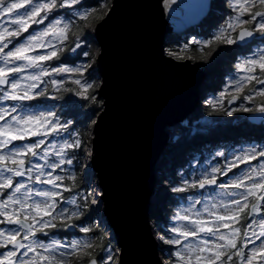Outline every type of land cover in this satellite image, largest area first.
<instances>
[{
	"label": "snow or ice",
	"instance_id": "1",
	"mask_svg": "<svg viewBox=\"0 0 264 264\" xmlns=\"http://www.w3.org/2000/svg\"><path fill=\"white\" fill-rule=\"evenodd\" d=\"M178 2L165 0V6L170 9ZM76 5L82 7L75 8ZM229 6L234 14L210 38H193L197 44L195 51L202 52L214 42L244 47L255 44L256 47L252 56L235 65L242 74L233 76L219 98L208 103L214 111L219 106L227 116L236 112L264 116V99L256 101L257 97L264 98V88L253 86L243 95V102L254 104L251 108L243 102L231 107L240 96L229 91L231 88L242 93L253 81L264 85V0H229ZM58 9L73 11L67 17H53L44 28L34 29L24 40L13 44L12 38L19 40L32 25H44ZM100 10L104 16L112 10L107 0L91 8L84 7L82 0H0V18L8 17L5 23H0V225H6L0 228V249H5L0 252V264H73V257L76 264H118L116 251L119 250L104 247L102 235H89L97 222L91 217L85 220V216L90 205H98L100 201L89 200L91 191L80 189L79 175L72 167L77 159L75 152L83 144L82 136L91 134L73 130L68 120L62 122L55 106L36 108L29 103L40 97L62 98L50 95L49 86L52 93L71 92L82 100L97 102L94 83L85 76L92 63L85 60L72 66H48V62L59 60L65 50L77 53L82 49L79 29L87 27L89 18L98 15ZM77 21L85 24L79 25ZM237 30L238 34L233 37L232 33ZM70 34L75 37L71 46L67 44ZM9 45L13 46L9 48ZM38 50L44 51L41 54ZM181 51L193 50L185 44ZM166 53L174 59H184L171 50ZM78 55L87 57L89 53L80 51ZM187 59L193 57L188 55ZM57 76L63 79H56ZM66 83L76 87H64ZM226 96H231L227 99V108L224 107ZM7 101L13 104L7 106ZM91 155L89 151L88 156ZM215 156L225 157V152L217 151ZM261 158H264V146L249 145L230 153L222 166L213 165L199 178L184 179L180 186L172 187L175 193L199 189L201 196L203 190L210 189L211 199L204 202L202 211L195 208L202 200L192 199L188 207L175 212L173 219L177 223L165 230L168 234L160 235L163 244L175 249L169 253L174 257L171 264H233L234 257L239 258L237 264H254L257 256L264 259V159ZM253 161L259 163L253 165ZM241 165L248 167L227 181L221 180ZM74 190L75 194L70 197L63 195ZM250 198L255 202L250 204ZM249 208L248 223L242 226V233L241 227L233 225L240 223L244 218L241 214ZM51 230H78L84 235L62 240L51 235ZM38 234L49 240L39 239ZM94 247L103 248L104 254L99 259L87 251ZM81 252L91 258L85 262Z\"/></svg>",
	"mask_w": 264,
	"mask_h": 264
},
{
	"label": "water",
	"instance_id": "2",
	"mask_svg": "<svg viewBox=\"0 0 264 264\" xmlns=\"http://www.w3.org/2000/svg\"><path fill=\"white\" fill-rule=\"evenodd\" d=\"M212 3L179 0L169 9L165 0H112V10L94 27L102 110L93 126L89 163L119 249L118 264H163L149 222L155 168L170 142L169 128L200 104L206 76L198 63L168 56L167 37L201 23ZM246 118L264 121L257 113Z\"/></svg>",
	"mask_w": 264,
	"mask_h": 264
},
{
	"label": "trees",
	"instance_id": "3",
	"mask_svg": "<svg viewBox=\"0 0 264 264\" xmlns=\"http://www.w3.org/2000/svg\"><path fill=\"white\" fill-rule=\"evenodd\" d=\"M111 1L112 0H107L109 7ZM100 2H102V0H84V3L88 7H95ZM219 12L220 15L218 14ZM233 14L234 13L229 6V0H213L210 14L202 21L203 25L201 27L203 30V35H199L200 30L196 27L197 25L189 26L179 34L169 35L167 37L166 48L168 49V47H172L175 43H181V41L187 40L189 37L187 34H189L190 31L194 32L193 35L210 38L213 32L218 29L219 25H221L223 21H226V19H228ZM101 16H104L103 10H100L98 15L89 18L87 27H82L79 29V35L83 44V48L79 49V51L73 56L60 55V57L63 56V60L59 61L75 63L79 58H81V55H78L80 51H88L89 59L93 61L92 65H94L93 69L90 70V76L94 79L93 94L96 95L97 102L92 103L90 101H85L80 97L73 95L71 92L65 93L63 91L59 93H53L59 97H62L56 100L40 97L29 102L33 106H55L54 110L58 113L62 122L64 120H68L71 122L73 130H78L81 134L87 132L92 134V136L94 135L93 121L96 120L97 115L102 110V100L98 98L96 93L97 87L100 85V81L98 80L99 78L97 76L98 74L95 66V58L97 55L94 53L96 49L99 50V47L98 44L95 43L96 41L93 35L94 27L100 20ZM77 23L79 25L85 24L84 21H78ZM73 31H77V28L73 27ZM185 35L187 36L184 37ZM69 38L73 39L75 37L70 34ZM246 48L247 47L242 48L237 44L227 45L226 43L214 42L213 45L208 47L207 52L204 55H200L199 51H195V49H197L196 47H193V51L190 52L195 57L193 62L198 63L204 69L206 76L201 87L202 100L200 104L185 121L169 128L168 132L171 136L170 142L162 151L156 164L155 171L157 181L155 185L154 197L150 205L149 215L153 227H159L160 234H168L165 230L169 224H172L175 212L181 207L179 206V199L188 201L190 197H194V195L201 193L199 189L190 190L184 193H175L171 191L172 187L180 186L184 179L189 180L190 176H192L195 172L202 169L204 166H208L212 162L220 163V166H222L225 162V157L229 156L230 153L238 150L245 144L254 143L258 146H264V127L259 125H250L246 121L239 122L235 125V120L237 121L238 118L243 116L246 118L249 113L239 112L233 114L232 116H227L224 114L223 110L214 111L212 107L206 103L208 96H212L222 90V86L224 85L223 79L225 76H235L234 70L236 68L235 65L237 58L241 53H245L243 50ZM219 57L221 60L224 59V65H222L221 68L213 70L214 66L216 65V63L214 64L213 60ZM253 85L256 87L255 81L253 84L248 85L244 89L245 92L247 93L249 90L248 88ZM246 93H242V96ZM49 94H51L50 86ZM240 99H242V97ZM261 99L264 98L258 97L256 101L258 102ZM79 105H83V107H79ZM205 116H211L213 118L215 124L212 127L205 129L200 133L193 132V129H188L189 124L193 125L195 121L200 120ZM82 139V147L75 152L77 159L74 161L72 167L79 175L77 183L79 184L80 189H85L88 192L94 185V192L97 194L98 201H100L99 196L101 189L98 186L96 175L91 169L89 159L85 165H87L86 171L89 174L90 180L93 181L91 183L92 186H90L91 184H88L82 173L83 162L87 159L83 152L86 146L90 147L92 137L91 135H83ZM215 150L224 151L225 157L216 156L213 158L214 155L212 156V154ZM242 167L243 165L240 169H233L232 172L228 173V176L221 177V180L224 181L230 176L240 173ZM65 182L71 183V181ZM75 191L76 190H74L71 194H75ZM206 191L207 190L205 189L204 193ZM91 199L92 196L90 195L89 200ZM252 200L254 199L252 198ZM88 217H91L92 220L97 222L95 230L92 233H89V235H102L103 246L116 250L117 246L114 241L113 231L105 222L103 215V203L101 201L97 209H93L92 205H90V210L88 213H86L85 220H87ZM242 217L244 218L241 219L239 224L235 225L236 227L242 228V226L246 225L248 222L247 213ZM75 222L82 223L84 221ZM108 230H110V233H108ZM66 234L67 232H55V235H57L58 238H63L67 236ZM155 234L157 235L156 231ZM97 244H99V241H97ZM88 251H90L92 256L96 257L97 259H99V257L104 254L103 248L101 247H94ZM90 258L91 257L89 256H84L85 262ZM173 258L174 257L169 258L170 263L174 260ZM236 263L237 259L234 258L233 264ZM73 264H76V262Z\"/></svg>",
	"mask_w": 264,
	"mask_h": 264
},
{
	"label": "rangeland",
	"instance_id": "4",
	"mask_svg": "<svg viewBox=\"0 0 264 264\" xmlns=\"http://www.w3.org/2000/svg\"><path fill=\"white\" fill-rule=\"evenodd\" d=\"M82 5L84 6V7H88V6H86V4L84 3V0H82ZM82 6L81 5H76L75 6V8H81ZM89 8H91V7H89ZM24 9H20L19 11H23ZM73 11V9H58V10H56V11H54L50 16H49V18H48V20H46L45 21V24L44 25H32V27L31 28H29V32H26V33H23L21 36H20V38H19V40H16L15 38H12L13 39V44H16V43H19V41H22V40H24L25 39V37H27L28 35H29V33H31L34 29H42V28H44L45 27V25L49 22V20H51L53 17H59V16H65V17H67L68 16V14H70L71 12ZM216 11V10H215ZM215 11H214V13H215ZM219 15H220V12L218 13ZM245 19H247V17H244ZM7 19H8V17L7 16H5V17H3V18H0V23H5L6 21H7ZM220 19V18H219ZM226 21H227V19H226ZM226 21H223V23H221V25H219V27H218V29L220 28V27H222L225 23H226ZM78 22V21H77ZM203 25V22L202 23H199L196 27L200 30V34L199 35H203V30H202V26ZM6 26H9L10 28H12V27H15L14 25H6ZM218 29H216L215 31H217ZM214 31V32H215ZM238 31V30H237ZM91 32H92V30H91ZM213 32V33H214ZM193 33L194 32H192V31H190L189 32V34H187V35H189V37L187 38V40H183V41H181V43H175V44H173V46L171 47H168V49L167 50H171V51H173V52H175L178 56H183L184 57V59H186L187 58V56L188 55H191L192 57H193V59H195V57L190 53L191 51H189V52H182L181 51V49L184 47V45L185 44H189V45H191V49H193V47H196L197 48V44H195V43H193V38H196V39H199V40H205V39H208L207 37H203V36H199V35H193ZM236 33L237 32H234V33H232V36L233 37H235L236 36ZM187 35H185L184 37H186ZM205 35V34H204ZM75 40V38H73V39H70L69 38V40L67 41V44L69 45V46H71L72 45V43H73V41ZM82 42V41H81ZM258 42V41H257ZM96 43V42H95ZM213 45V44H212ZM13 45H9V48H11ZM211 46V45H210ZM209 46V47H210ZM255 47H256V45L255 44H251L250 45V47H247L246 49H244L243 51H245V53H241L239 56H238V58H237V62H236V64L238 63V62H240V60L241 59H243V58H245V57H250V56H252L253 55V53H254V50H255ZM207 49H208V47H206V48H204L203 49V51L201 52V51H199V53H200V55H204V54H206V52H207ZM8 49H6L5 51H7ZM43 51L44 50H38V52H40L41 54L43 53ZM79 51V49L77 50V52ZM88 52V51H87ZM97 52H98V49H96L95 50V54L97 55ZM33 54H35V53H33ZM75 53H70V52H68L67 50H65L63 53H60V55H69V56H73ZM63 56L59 59V60H56V59H54L53 61H50V62H48V66H58V65H60V64H66V65H68V66H72L73 64H79V63H81V62H84L85 60H87V62H89V63H93V61L91 60V59H89V55L87 56V57H84V56H82L81 55V58H79L78 59V61H76L75 63H67V62H59V61H62L63 59ZM193 59H191L192 61H193ZM213 62H214V64L216 63V65L214 66V68H213V70H215V69H217V68H221L222 67V65H224L223 63L225 62L224 61V59L223 60H221L220 59V57L219 58H215L214 60H213ZM93 66L94 65H92V68H90L89 69V71H88V73H85V76L86 77H88L93 83H94V79H93V77H91L90 75H89V73H90V70L91 69H93ZM257 73H259V69H257ZM91 74V73H90ZM234 74H235V76L236 75H241L242 73H238L237 72V69L235 68V70H234ZM74 75H78V74H74ZM98 76V75H97ZM233 76H230V75H227V76H225L224 77V79H223V83H224V85L222 86V90H220L219 92H217L216 94H214V95H212V96H208V98L206 99V103L211 107V105L208 103V101H210V100H213L214 98H219V94L224 90V88L228 85V83H229V81L231 80V78H232ZM56 79H63V77H59V76H57V77H55ZM98 78H99V76H98ZM97 78V79H98ZM99 81H100V78L98 79ZM98 82V81H97ZM254 82V81H253ZM256 83V82H255ZM253 84V83H252ZM251 85V84H250ZM68 86H71V87H76V86H74V85H71L70 83H66L65 85H64V87H68ZM253 86H255V85H253ZM253 86H251V87H249L248 89H250V88H252ZM42 87H43V85H42ZM98 88V87H97ZM256 88L257 89H259V88H264V86H259V87H257L256 86ZM229 91L231 92V94L232 95H239L240 96V98L242 97L243 98V96H242V93L244 94V93H246L245 92V90L242 92V93H236L235 91H234V89H229ZM51 94H53L52 93V91H51ZM50 94V95H51ZM246 94H248V92L246 93ZM231 98V96H226V99H225V101H224V107L225 108H227V99H230ZM258 98V97H257ZM256 98V99H257ZM243 102V100L242 99H239V104L240 103H242ZM243 103H245V106H247V107H254V104H252V103H247V102H243ZM13 104V102L12 101H7L6 102V105L7 106H11ZM202 104H203V101H202ZM36 108H44V107H41V106H36ZM213 109V108H212ZM35 110V109H34ZM218 110H223V109H220L219 108V106H218ZM226 115V114H225ZM234 122H237L236 120L234 121ZM215 124V122H214V120H213V118L211 117V116H205V117H202L200 120H197V121H195L194 122V124L193 125H191V124H189V126H188V129H193V127L195 128L194 129V131L193 132H202L203 130H205V129H208V128H210V127H212L213 125ZM264 126V125H263ZM91 137H92V134H91ZM33 139H35V138H33ZM30 142V141H29ZM17 143H19V142H17ZM249 145H256V144H254V143H252V144H245V145H243L241 148H243V147H247V146H249ZM258 146V145H257ZM241 148H239V149H241ZM239 149L238 150H235L234 152H238L239 151ZM90 151V147L89 146H86V148H85V150H84V155H85V157L87 158H85L86 160H84V162H83V168H82V173H83V176H84V178H85V180H87V182H88V184H91L93 181L92 180H90V177H89V174H88V172L86 171V168L84 167L85 166V163L87 162V160L90 158V156H88V152ZM217 151H219V150H215L214 152H213V154H212V156H213V158L214 157H216L215 156V153L217 152ZM261 159H264V158H261ZM211 161H213V160H211ZM259 163V161H253L252 162V164L253 165H257ZM213 165H219L220 166V163H217V162H212V163H210L208 166H204V167H202V169H200V170H198L197 172H195L192 176H190V178H189V180H194V179H197V178H199V176L201 175V174H203V172H204V170L207 168V169H209L210 170V168H211V166H213ZM242 166V165H241ZM65 167H67V166H65ZM248 167V165H243V167H242V169H244V168H247ZM85 173H87V177L85 176ZM60 174H63V173H60ZM230 177H232V176H230ZM229 177V178H230ZM229 178H227L226 180H224V181H227ZM18 179H20V178H18ZM65 183H67V182H65ZM90 186H92V184L90 185ZM36 187H39V186H36ZM85 192H87L85 189H83ZM207 191L204 193V195L203 196H201L200 194H197V195H194V197H190L189 198V200L188 201H186V200H184V199H179V203H180V205L179 206H181L180 208H182V207H188L190 204H191V202H192V199H196V198H199V199H201L202 200V203L201 204H196L195 205V208L196 209H198V210H201L202 211V209H203V207H204V202H207V201H209L210 199H211V190L210 189H206ZM10 191V190H9ZM89 191H91V196H92V199H97L98 200V197H97V194H95V192H94V185H93V187H91V189L89 190ZM201 191V190H200ZM217 191H219L218 189H217ZM203 192H204V190H203ZM7 194V193H6ZM65 197H70V196H72V195H74V194H71V193H68V192H65L64 194H63ZM91 199V200H92ZM228 199H231V198H228ZM81 203H83V201H80ZM254 202V200H252V198H250V204L251 203H253ZM99 205V204H98ZM98 205H92V208L93 209H97L98 208ZM179 208V209H180ZM88 213V212H87ZM248 214V209H246L245 210V212L244 213H242L241 215L243 216L244 214ZM86 217V216H85ZM205 218H206V214H205ZM75 222V221H74ZM149 222H150V225H151V229H152V232H153V234H154V236H155V238H156V241H157V243H158V248H159V255H160V257H161V260H162V263L163 264H171L170 263V261H169V258H172V257H170L169 256V253L171 252V251H174L175 249L173 248V246H170V245H165V244H163V242L161 241V239H160V235H165V234H163V233H159V227L157 226V227H153V224H152V221H151V218H150V215H149ZM76 223V222H75ZM177 222L173 219L172 220V224H169L168 226H167V229L168 228H170V227H172L173 225H175ZM248 223V222H247ZM246 223V224H247ZM1 226H6V225H0V227ZM233 227H236L235 225H233ZM155 228V229H154ZM157 232V235L155 234V231ZM221 231H227V230H225V229H222ZM61 232V231H60ZM62 232H64V233H66L67 232V236H65V237H63V238H60V239H62V240H66V239H68V240H70L71 238H73V236L75 235V236H79V237H82L84 234L83 233H80L78 230H69V231H62ZM108 233H110V230H108ZM55 236H57V235H55ZM58 237V236H57ZM242 239H243V235H242ZM241 239V240H242ZM43 240V239H42ZM49 240V239H48ZM48 240H43V241H48ZM240 240H238V242H237V244H239L238 245V247H240V242H239ZM257 243H259V241H257ZM249 247H251V245H249ZM118 249V248H117ZM116 249V250H117ZM119 250V249H118ZM88 251V250H87ZM115 251V250H114ZM118 252L119 251H116V256L118 257ZM80 255L82 256V257H87L86 256V254L84 253V252H81L80 253ZM234 258H236L237 259V262H238V259L239 258H237V257H234ZM233 258V259H234ZM73 259V263H75L76 262V258L75 257H73L72 258ZM174 259V258H173ZM224 259H226V257L224 258ZM237 264V263H236ZM254 264H264V259H262L260 256H257V258L255 259V261H254Z\"/></svg>",
	"mask_w": 264,
	"mask_h": 264
},
{
	"label": "flooded vegetation",
	"instance_id": "5",
	"mask_svg": "<svg viewBox=\"0 0 264 264\" xmlns=\"http://www.w3.org/2000/svg\"><path fill=\"white\" fill-rule=\"evenodd\" d=\"M248 18V17H247ZM245 27H252V26H250V25H245ZM259 40V34L257 33V41ZM242 48H245L244 46H241ZM262 86H264V85H262ZM239 105V100H237V102L232 106V107H237ZM227 107H228V105H227ZM236 113H239V112H236ZM240 113H242V112H240ZM235 114V113H234ZM245 116H243V117H241V118H238L237 119V122H235V125L236 124H238L239 122H242V121H246V122H248L250 125H259V126H262V127H264L263 125H264V121L263 122H261L260 124H253V123H251V122H249L248 120H247V118H244ZM18 179V178H17ZM3 227H5V226H1L0 228H3ZM55 232H56V230H51V235H55ZM38 238L39 239H43V240H48L49 239V237H44V236H42V235H39L38 234ZM5 249H0V252H2V251H4Z\"/></svg>",
	"mask_w": 264,
	"mask_h": 264
},
{
	"label": "bare ground",
	"instance_id": "6",
	"mask_svg": "<svg viewBox=\"0 0 264 264\" xmlns=\"http://www.w3.org/2000/svg\"><path fill=\"white\" fill-rule=\"evenodd\" d=\"M205 79V78H204ZM184 125V124H183ZM168 132V131H167Z\"/></svg>",
	"mask_w": 264,
	"mask_h": 264
}]
</instances>
